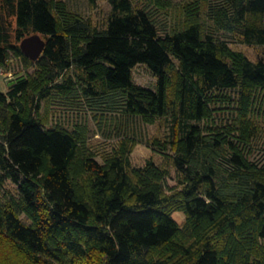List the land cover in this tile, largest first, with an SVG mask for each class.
Returning a JSON list of instances; mask_svg holds the SVG:
<instances>
[{
  "label": "trees",
  "instance_id": "16d2710c",
  "mask_svg": "<svg viewBox=\"0 0 264 264\" xmlns=\"http://www.w3.org/2000/svg\"><path fill=\"white\" fill-rule=\"evenodd\" d=\"M155 1L109 0L100 30L69 0H0V68L35 69L0 91V188L19 192L0 204V264H264V60L227 37L264 46V0L186 2L172 25ZM33 33L36 61L20 45ZM138 65L156 89L135 84ZM64 105L123 129L102 162L87 124L54 122ZM168 117V141L149 144L167 165L135 167L138 129Z\"/></svg>",
  "mask_w": 264,
  "mask_h": 264
},
{
  "label": "rangeland",
  "instance_id": "374dc122",
  "mask_svg": "<svg viewBox=\"0 0 264 264\" xmlns=\"http://www.w3.org/2000/svg\"><path fill=\"white\" fill-rule=\"evenodd\" d=\"M72 9L79 12L86 18H92L95 26L104 30L107 27L110 14L112 12V6L109 0H98L96 6H91L87 0H69ZM140 7L147 4H152L155 6V0H134ZM165 3H170L172 9L170 13L167 11L166 7L159 9L160 19L169 23L174 24L175 18L178 17V10L184 3L194 1V0H161ZM214 3H221L222 0H209ZM169 7V6H168ZM171 15V18L170 16ZM35 35L34 33L27 36L31 37ZM230 46L237 51L244 53L251 61L257 62L259 60H264V46H249L242 42V40L235 36H227ZM43 39H45L42 36ZM22 43V42H21ZM20 43V45H21ZM10 65L3 69L0 68V91L8 92L12 83L16 82L19 78L24 75L34 73L35 69H27L25 64L21 59L15 56H11ZM134 82L138 86L156 89L157 77L152 73V71L146 65H138L134 70ZM55 113L54 122H62L65 124H71L80 122L81 124H87L90 130V143L93 150L99 153V160L102 162V155L118 145L123 134V129L116 127V122L113 120L112 123L106 124V121L102 124L103 127L100 128L98 120L95 119L94 113L88 107H76L73 105L58 106ZM111 118H115V115H110ZM221 117L216 118L219 122ZM172 117L159 119L154 125H141L137 133L142 139V143L139 144L132 156V163L135 167H143L146 165L147 161L152 159L158 165H164L165 156L162 154L163 150L161 147H150L149 144L159 140L162 144L166 143L172 133ZM201 126L206 125L205 122L196 123ZM211 125V123H210ZM127 126V124H126ZM149 142V143H148ZM159 151V152H158ZM168 154H173L172 151H167ZM264 158V150L258 153V158ZM167 165V164H166ZM169 167V165H168ZM2 175L0 174V177ZM178 177L176 171L173 169L171 176L167 179L165 183L166 189L171 192L172 189L177 188ZM19 200L18 186L14 184L11 180H3V186L0 188V204H5L7 202L17 204ZM24 222L29 223L25 214H21ZM174 218L179 224L185 222V216L183 213H175Z\"/></svg>",
  "mask_w": 264,
  "mask_h": 264
},
{
  "label": "water",
  "instance_id": "95a60500",
  "mask_svg": "<svg viewBox=\"0 0 264 264\" xmlns=\"http://www.w3.org/2000/svg\"><path fill=\"white\" fill-rule=\"evenodd\" d=\"M46 48V40L40 34L25 38L21 43L23 53L30 59L38 60Z\"/></svg>",
  "mask_w": 264,
  "mask_h": 264
}]
</instances>
